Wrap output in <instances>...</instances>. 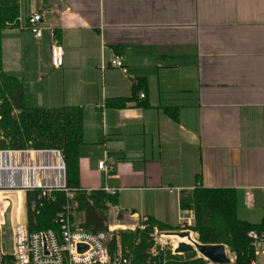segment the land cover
I'll return each mask as SVG.
<instances>
[{
  "label": "crops",
  "instance_id": "1",
  "mask_svg": "<svg viewBox=\"0 0 264 264\" xmlns=\"http://www.w3.org/2000/svg\"><path fill=\"white\" fill-rule=\"evenodd\" d=\"M2 65L28 107L81 108V187L116 194V216L179 227L181 192L202 186L235 189L239 217L264 219V0H20Z\"/></svg>",
  "mask_w": 264,
  "mask_h": 264
},
{
  "label": "trees",
  "instance_id": "2",
  "mask_svg": "<svg viewBox=\"0 0 264 264\" xmlns=\"http://www.w3.org/2000/svg\"><path fill=\"white\" fill-rule=\"evenodd\" d=\"M19 14L20 0H0V150H61L66 164L67 188L75 190L78 203L76 212L81 214V226L93 233L105 231L109 226L111 208L117 206L118 199L116 194L102 189L89 191L81 187V108L28 107L21 81L3 69L2 35L6 29L18 24ZM40 193V190H32L24 196V208L31 232L57 229L58 215L68 199L65 191H54L53 198L41 200ZM180 207L193 212L192 229L199 234L200 243L224 244L234 254L235 260L231 264H252L254 253L249 233L264 230V219L254 224L239 217L238 193L235 189L197 186L181 192ZM118 217L121 219L123 216L119 213ZM155 227L163 231L182 229L181 226L173 228L149 217L144 230L119 233L122 245L130 250L133 264H207L203 258L197 257L196 252L184 256L169 254L166 259L163 258L164 254L152 255L150 251L154 245L152 233Z\"/></svg>",
  "mask_w": 264,
  "mask_h": 264
},
{
  "label": "built area",
  "instance_id": "3",
  "mask_svg": "<svg viewBox=\"0 0 264 264\" xmlns=\"http://www.w3.org/2000/svg\"><path fill=\"white\" fill-rule=\"evenodd\" d=\"M44 22L43 13L35 11L28 17L26 28L40 39L43 35ZM122 59V56L116 55L111 60V65L122 67ZM63 64L64 48L58 41H54L51 46V66L60 68ZM141 96L145 97V94ZM98 166L109 171L107 159L99 162ZM32 190L41 191L40 200L53 198L54 191L67 193V202L57 218L59 227L31 232L24 208V196L22 202L17 199L11 200L14 253L11 256L3 253L0 235V264H133L130 250L124 248L120 236L115 232L117 227L131 231L144 230L149 220L148 216L137 215L136 221L129 227L109 225L105 231L97 233L87 231L81 226V221L78 223L74 221L78 203L75 200V190L67 188L66 164L61 150H0V192L13 191L25 195ZM9 204L7 202L8 206ZM246 204L248 206L252 204L251 191L246 193ZM4 208L2 206L0 213ZM34 208L35 203L32 206L33 210ZM193 225V212L188 211L186 214H180L182 229L179 231H163L155 227L152 233L155 243L150 253L154 256L158 254L166 256L167 251H170L172 256H184L185 254L176 253V249L182 243L177 232H189V236L184 238L189 240L187 244L195 247V243L200 242L194 237L196 232L192 230ZM249 237L254 253L252 264H264V230H253ZM80 245L86 246L87 249L81 252ZM197 257L203 258L207 264H213L199 253Z\"/></svg>",
  "mask_w": 264,
  "mask_h": 264
},
{
  "label": "water",
  "instance_id": "4",
  "mask_svg": "<svg viewBox=\"0 0 264 264\" xmlns=\"http://www.w3.org/2000/svg\"><path fill=\"white\" fill-rule=\"evenodd\" d=\"M12 203L3 209V214H1L0 223V235H1V247L3 253L6 256H11L14 253L13 245V229H12ZM179 236L185 237L189 236V232H177ZM87 249L86 246L80 245L79 250L84 252ZM197 252L201 256L205 257L213 264H231L232 260L228 256L226 246L224 244L218 245H206L202 243H195V247L187 243H180L176 249L177 254H188Z\"/></svg>",
  "mask_w": 264,
  "mask_h": 264
},
{
  "label": "rangeland",
  "instance_id": "5",
  "mask_svg": "<svg viewBox=\"0 0 264 264\" xmlns=\"http://www.w3.org/2000/svg\"><path fill=\"white\" fill-rule=\"evenodd\" d=\"M22 196H25V195L23 193L20 194V193L13 192V191L0 192V208H2V206H3V208H4V206H8L7 205V202L12 203L11 200H14V199H17L20 202H22V200H23V197ZM0 212H1V210H0ZM1 214H3V212ZM80 218H81V214H78L76 212L75 215H74V221L76 223H78L80 221ZM133 223H134V221L132 222L129 218H123L122 217L120 219L118 216L115 215L114 212L111 213L109 225H112V226L126 225V226L129 227V226L133 225ZM121 231H130V229L124 230V229H122V227H117V231L115 232V234H118L119 235V233ZM177 231H179V230H177ZM193 232H195V231L193 230ZM194 237L196 238V240L199 241V234L197 232L194 234ZM120 240H121V238H120ZM183 242H185V239H183ZM154 243H155V241H154ZM226 249H227L228 256L234 261L235 260L234 259V254L229 250V248L226 247ZM169 254L171 255L170 251H167L166 256L164 255L163 258L166 259L167 256H170Z\"/></svg>",
  "mask_w": 264,
  "mask_h": 264
},
{
  "label": "bare ground",
  "instance_id": "6",
  "mask_svg": "<svg viewBox=\"0 0 264 264\" xmlns=\"http://www.w3.org/2000/svg\"><path fill=\"white\" fill-rule=\"evenodd\" d=\"M183 239H185V242H183ZM180 241H181L182 243H189V240H188L187 238H184V237H181V238H180Z\"/></svg>",
  "mask_w": 264,
  "mask_h": 264
}]
</instances>
